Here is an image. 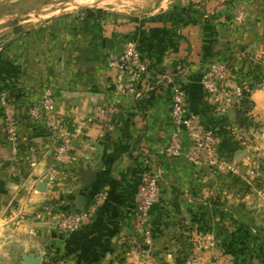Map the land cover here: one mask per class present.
Listing matches in <instances>:
<instances>
[{
    "label": "crops",
    "instance_id": "1",
    "mask_svg": "<svg viewBox=\"0 0 264 264\" xmlns=\"http://www.w3.org/2000/svg\"><path fill=\"white\" fill-rule=\"evenodd\" d=\"M97 11L56 16L0 49V264H240L243 246L262 244L264 194L240 178L218 181L212 168H195L183 155L155 160L139 148L151 154L167 144L169 104L180 87L222 164L243 176L264 160V0H171L141 16ZM128 41L147 64L140 98L117 99L114 124L95 122L57 156L62 138L33 120L29 107L51 88L56 123L70 132L114 99L110 62ZM213 62L239 80L254 77L245 107L202 88ZM3 97L16 123L15 172ZM182 145L189 146L185 135ZM156 171L145 244L135 227V193L142 175ZM102 191L107 197L93 220L72 233L59 230L65 212L85 209Z\"/></svg>",
    "mask_w": 264,
    "mask_h": 264
},
{
    "label": "built area",
    "instance_id": "2",
    "mask_svg": "<svg viewBox=\"0 0 264 264\" xmlns=\"http://www.w3.org/2000/svg\"><path fill=\"white\" fill-rule=\"evenodd\" d=\"M110 67L113 72L110 88L114 99L99 108L95 114L76 122L70 132L62 130L56 123V96L51 88H44L38 101L29 107L28 115L33 120L41 122L57 138H62L56 150L57 156L65 155L72 142L95 122L106 126L114 124L117 113V99L124 97L140 98L142 89L138 86L147 70V64L136 43L133 41L126 42L120 54L110 62ZM177 70H181V67H178ZM168 77V74H166L165 78L168 79ZM199 82L207 93L233 100L236 103L247 99L253 89V85L244 80H233L227 65L222 62L211 63L202 74ZM2 104L5 108L3 122L5 140L9 144L12 153L10 171L15 172L17 171L16 123L6 106L4 97L2 98ZM168 116L172 129L167 144L151 154L139 148L142 156H151L155 160H160L183 155L195 168L220 166L221 162L216 156V140L209 130L202 128L198 116L189 111L186 92L183 88L177 87L174 89L169 104ZM182 135H185L189 141V146L184 151ZM160 179L159 171L152 174H143L135 193V227L142 235L145 244L150 242V229L147 218L148 212L157 198ZM106 197L107 193L105 191L99 192L85 209L78 212H65L58 223L59 230L72 233L77 231L83 223L93 220ZM41 209L45 214L50 213V207L47 204L43 205Z\"/></svg>",
    "mask_w": 264,
    "mask_h": 264
},
{
    "label": "rangeland",
    "instance_id": "3",
    "mask_svg": "<svg viewBox=\"0 0 264 264\" xmlns=\"http://www.w3.org/2000/svg\"><path fill=\"white\" fill-rule=\"evenodd\" d=\"M171 0H0V49L7 46L18 35L24 33L27 29L39 25L46 20L60 15L76 14L79 11L91 10H107L129 14L131 16H141L155 13L161 10ZM87 2V3H86ZM243 80L251 83L254 78L248 74L242 76ZM233 80L238 78L233 77ZM219 97V96H217ZM221 99L231 102L235 105L242 106V103H236L233 100ZM223 161V160H222ZM221 163L220 166L210 167L211 177L227 182L231 178L243 179L244 187H252L254 192L264 194V160L258 159L251 165L243 176L238 174L232 167L227 168ZM228 188V184L223 187ZM261 211L258 215L264 218V205L260 207ZM63 217V216H62ZM61 220V219H60ZM262 221V220H261ZM259 225V229L264 233V221ZM260 247H245L240 250L239 257L241 263L244 264H264V236L263 240L257 241ZM256 243V244H257ZM255 260V261H254Z\"/></svg>",
    "mask_w": 264,
    "mask_h": 264
},
{
    "label": "trees",
    "instance_id": "4",
    "mask_svg": "<svg viewBox=\"0 0 264 264\" xmlns=\"http://www.w3.org/2000/svg\"><path fill=\"white\" fill-rule=\"evenodd\" d=\"M86 12H87V13H89V11H88V10H87ZM97 12H98V13H100V10H98Z\"/></svg>",
    "mask_w": 264,
    "mask_h": 264
},
{
    "label": "bare ground",
    "instance_id": "5",
    "mask_svg": "<svg viewBox=\"0 0 264 264\" xmlns=\"http://www.w3.org/2000/svg\"><path fill=\"white\" fill-rule=\"evenodd\" d=\"M87 3V2H86Z\"/></svg>",
    "mask_w": 264,
    "mask_h": 264
}]
</instances>
